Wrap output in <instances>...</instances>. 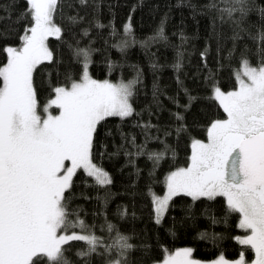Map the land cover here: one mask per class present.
Segmentation results:
<instances>
[{"label": "snow or ice", "instance_id": "1", "mask_svg": "<svg viewBox=\"0 0 264 264\" xmlns=\"http://www.w3.org/2000/svg\"><path fill=\"white\" fill-rule=\"evenodd\" d=\"M74 2L26 0L28 7L20 19H26L28 26L21 36V44L3 49L7 61L0 66V264H37V258L46 264H72L67 256L71 249L65 247L72 241L83 242V247L76 251L82 264H92L94 256L102 258L101 264H132L131 253L136 246L130 242L131 237L107 221L101 226L106 235H97L95 225L87 224L79 209L70 208L73 199L70 190L78 170L93 178L98 188L113 183L108 171L93 160L94 137L97 126L109 117L123 121L139 115L133 101L137 86L142 83V70L134 66L135 75L118 82L94 79L89 66L95 49L80 47L77 42L75 47L71 44L69 47L82 64L78 80L67 76L64 85L52 87L54 98L50 95L44 104L38 100L33 84L37 66L53 59L47 43L49 37L59 40L67 30L57 20H66L74 26L82 19L78 14H65V8H71ZM78 3L86 5L89 0H78ZM206 7L214 10L222 22L235 25L234 39L239 38L241 31L248 32L242 25L249 14L257 13V33L248 34L253 41L264 45V6H258L256 0H209ZM130 20L129 17L123 26L124 36L113 45L121 52L136 43ZM95 26L105 27L99 20ZM83 34L87 35V30ZM111 35L114 38L119 35L114 26ZM166 39L162 21L155 35L141 46L147 50L152 43ZM257 53L259 59L255 65L246 52L241 53L239 67L233 73L234 90L224 92L213 84L210 98L219 102L226 119L211 123L207 143L192 142L190 164L177 167L165 176L163 195L155 193L150 186L148 194L157 224L174 197L184 195L193 201L225 198L226 215L239 214L238 227L246 233L235 239L254 250V264H264V47H258ZM182 61L183 53L178 52L173 65L177 72ZM151 67L156 70L158 65L153 62ZM177 82L182 85L179 78ZM158 91L154 87L153 99L157 102ZM184 91L187 94V89ZM172 99L178 107L187 108L195 97L189 95L188 105H179ZM53 106L59 110L58 115L51 113ZM174 116L177 121L184 119L179 112ZM142 127L146 133L143 144H138L135 136L130 139L124 136L131 150L124 145L120 147L133 166L135 158L147 156L152 162L149 175L154 176L168 149L147 150L150 139L147 132L153 125L146 123ZM183 130L182 125L176 129ZM139 171L137 168V174ZM108 196L106 192L103 198L97 199L106 205ZM118 214L123 217L127 210H118ZM216 222L213 218V223ZM200 238L214 241L216 236L203 232ZM192 252L191 248L174 252L162 249L160 259L154 264H201L191 258ZM212 264L253 262H246L241 253L235 261L220 255Z\"/></svg>", "mask_w": 264, "mask_h": 264}, {"label": "trees", "instance_id": "2", "mask_svg": "<svg viewBox=\"0 0 264 264\" xmlns=\"http://www.w3.org/2000/svg\"><path fill=\"white\" fill-rule=\"evenodd\" d=\"M256 2L258 6H264V0ZM207 3L209 0H183L182 3L181 0H143V3L141 0H89L88 4L80 5L76 0L71 8H65V14H78L82 19L74 26L66 20H57L67 30L59 40L49 37L47 43L53 59L38 65L33 73L37 98L44 104L50 95L54 98L53 86L64 85L69 75L76 80L80 78L82 64L74 57L70 44L75 47L78 42L80 47L95 49L89 66L94 79L118 82L121 78L131 79L135 75L134 66L142 70V83L137 86L138 93L133 101L139 115L123 121L109 117L97 126L94 137L93 160L108 171L113 183L98 188L94 186L93 178L78 170L70 190L73 194L70 208L79 209L81 218L87 224L95 225L97 235H106L101 226L107 221L131 237L130 242L136 246L131 253L132 264H154L160 259L162 249L174 252L181 248L193 249L192 257L200 261H211L220 255L235 261L241 253L245 261L254 260V250L235 239L246 233L238 227L239 214L226 215L225 198L193 201L184 195L174 197L157 224L148 194L150 186L155 193L163 195L165 176L177 167L190 164L192 142L207 141L211 123L226 119L219 102L210 98L213 84L224 92L234 90L233 73L239 67L241 53L246 52L255 65L259 59L257 49L264 47L248 34L257 33V13L249 14L242 25L248 32L241 31L239 38L234 39L235 25L230 21L222 22L214 10L206 7ZM27 7L26 0H0V66L7 61L4 47L21 44L28 21L20 17ZM129 17L136 43L121 52L113 45L124 36L123 26L129 22ZM97 20L105 27L97 28ZM162 21L167 39L152 43L146 50L141 43L155 35ZM112 26L119 33L115 38L111 35ZM84 30L87 35L83 34ZM182 36L186 39L182 40ZM178 52L183 53L179 72L173 67ZM153 62L158 65L156 70L151 67ZM109 65H112L111 71ZM178 78L182 85L177 82ZM154 87L159 90L158 102L153 99ZM189 95L195 97L189 107H178L173 103L172 98H175L179 105H188ZM58 111L51 108L53 114ZM177 112L183 115V121L176 120L174 113ZM146 123L153 125L147 132L150 137L147 150L168 149L154 176L149 175L152 162L147 156L135 158L133 166L120 147L124 145L131 150L124 136L129 139L135 136L136 142L143 144L146 133L142 126ZM181 125L184 130L177 132ZM106 192L109 196L105 205L97 197L103 198ZM125 209L127 215L120 216L118 210ZM203 232L210 237L215 234L216 239H201ZM65 247L71 249L67 256L72 264H82L76 251L83 247V242L72 241ZM101 261L99 256L92 258V264H101ZM37 264L46 262L37 258Z\"/></svg>", "mask_w": 264, "mask_h": 264}, {"label": "rangeland", "instance_id": "3", "mask_svg": "<svg viewBox=\"0 0 264 264\" xmlns=\"http://www.w3.org/2000/svg\"><path fill=\"white\" fill-rule=\"evenodd\" d=\"M102 81V80H101ZM53 107H55V106H53ZM50 111H51V109H50ZM52 113V112H51ZM53 114V113H52ZM59 114V111L57 112V113H55V114H53V115H58ZM203 142H205V143H207L208 142V140L207 141H203ZM192 154V153H191ZM66 163V166L68 165V162H65ZM166 192V191H165ZM164 192V193H165ZM181 249H184V248H181ZM181 249H178V250H181ZM191 258L192 259H194L192 256H191ZM218 259V258H217ZM196 260V259H195ZM216 259H214V260H211V261H200L201 262V264H212V262L213 261H215ZM229 261V260H228ZM247 262V261H246ZM251 262H253V264H254V260L253 261H251Z\"/></svg>", "mask_w": 264, "mask_h": 264}]
</instances>
